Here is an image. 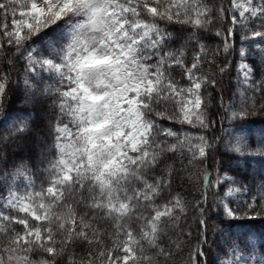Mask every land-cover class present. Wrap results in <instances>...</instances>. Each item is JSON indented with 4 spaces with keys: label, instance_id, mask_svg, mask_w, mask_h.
I'll return each mask as SVG.
<instances>
[{
    "label": "snow or ice",
    "instance_id": "6c2138e0",
    "mask_svg": "<svg viewBox=\"0 0 264 264\" xmlns=\"http://www.w3.org/2000/svg\"><path fill=\"white\" fill-rule=\"evenodd\" d=\"M238 32L230 118L245 121L264 115V0H0V115L20 61V102L56 113L42 172L25 157L0 172L13 181L0 183V264H208L213 206L264 219V184L230 175L208 135L207 89ZM30 116L18 110L0 143L25 138ZM228 135V152L264 158V131ZM177 179L201 186L195 203ZM212 231L217 264H246L247 240Z\"/></svg>",
    "mask_w": 264,
    "mask_h": 264
},
{
    "label": "trees",
    "instance_id": "16d2710c",
    "mask_svg": "<svg viewBox=\"0 0 264 264\" xmlns=\"http://www.w3.org/2000/svg\"><path fill=\"white\" fill-rule=\"evenodd\" d=\"M240 35L241 33L238 32L235 37V50L227 55V61L231 62V67L224 74H217L216 78L218 83L215 89L212 87L207 89V93L211 94L208 97L206 93V97L210 101L208 107L209 116L211 120L215 121L213 129L209 131L208 135L210 139L223 138L218 140L217 148L213 156L223 165L224 169L229 170V174L234 175L238 180L243 179L246 184L259 187L261 184H264V158L230 153L226 148V144L231 139L228 133L234 131L241 124L246 126L247 132L251 134L253 139L261 131H264V115L250 116L245 121H233L230 118L232 111L231 105L236 100L234 93L237 89V78L239 75L238 64L242 60L238 55V51L241 47H249L247 41H241ZM216 42L218 43L219 41L217 40ZM253 59L257 63L259 62L260 55L258 52H251L247 62H252ZM218 62H226L223 54L218 58ZM23 63V61L18 62L11 73L15 95L12 92L9 93V103L11 104L12 111L8 113V122L6 125H3L6 118L0 115V137L7 134L11 117L16 115L18 110L21 111V114L25 115L31 113L30 120L32 123L29 134H26L25 138L0 143V172L12 171V165L18 163L21 157L27 158L30 163H36L37 170L42 172L44 165L39 163L40 159L43 158V155L54 151V149H51L52 137L47 135V128L50 124L55 123L56 113L53 110H49L48 104L33 108L31 105H24L20 102L23 95V80L25 78ZM221 98L223 99V107L221 106ZM176 127H179V125ZM185 127L187 128V126ZM192 131L196 130L193 129ZM38 146L39 149L37 148ZM3 178L4 176H0V183L5 184ZM36 182L39 184L40 180L38 179ZM176 187L192 203H195L200 197L202 190L200 185L188 183L186 179H177ZM209 200H212L211 196ZM208 215L211 217L209 220V240H216L217 242L213 243L208 249V264H217V252L219 251L217 245L223 240L220 234L213 233L212 228L215 225L219 224L225 230L226 236L247 240L254 231L264 236V219L249 220L241 218L229 221L223 215V209L216 206L211 208ZM187 223L192 228L193 238H195L196 224L193 210L191 209L188 213ZM260 247L262 249L264 248V242L260 244Z\"/></svg>",
    "mask_w": 264,
    "mask_h": 264
},
{
    "label": "rangeland",
    "instance_id": "374dc122",
    "mask_svg": "<svg viewBox=\"0 0 264 264\" xmlns=\"http://www.w3.org/2000/svg\"><path fill=\"white\" fill-rule=\"evenodd\" d=\"M8 122V118L5 119L3 122V125H6ZM39 149V146L37 147ZM3 181H5L4 186L7 187L8 184L13 183L11 180H5V177L3 178ZM20 179H17L15 183L17 185H20L22 182ZM3 200H0V204H3ZM248 246L251 249V253H245L243 256V261L246 262V264H264V248L260 247V244H263L264 242V236H261L259 232L254 231V233H251V235L247 239Z\"/></svg>",
    "mask_w": 264,
    "mask_h": 264
}]
</instances>
